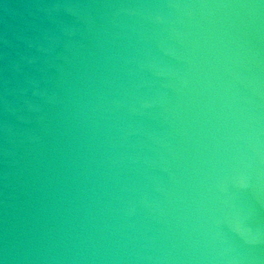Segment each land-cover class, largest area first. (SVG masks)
I'll return each instance as SVG.
<instances>
[{"label": "water", "instance_id": "obj_1", "mask_svg": "<svg viewBox=\"0 0 264 264\" xmlns=\"http://www.w3.org/2000/svg\"><path fill=\"white\" fill-rule=\"evenodd\" d=\"M0 264H264V0H0Z\"/></svg>", "mask_w": 264, "mask_h": 264}]
</instances>
